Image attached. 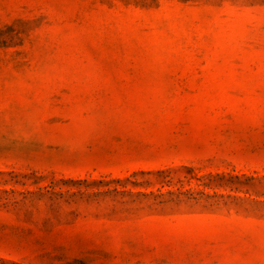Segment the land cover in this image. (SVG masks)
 Listing matches in <instances>:
<instances>
[{
  "label": "rangeland",
  "instance_id": "1",
  "mask_svg": "<svg viewBox=\"0 0 264 264\" xmlns=\"http://www.w3.org/2000/svg\"><path fill=\"white\" fill-rule=\"evenodd\" d=\"M0 264H264V0H0Z\"/></svg>",
  "mask_w": 264,
  "mask_h": 264
}]
</instances>
